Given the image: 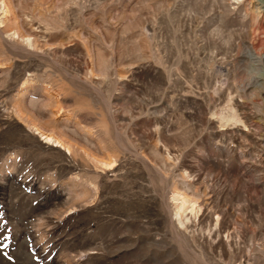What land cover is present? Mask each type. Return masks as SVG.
I'll use <instances>...</instances> for the list:
<instances>
[{
  "label": "rangeland",
  "instance_id": "374dc122",
  "mask_svg": "<svg viewBox=\"0 0 264 264\" xmlns=\"http://www.w3.org/2000/svg\"><path fill=\"white\" fill-rule=\"evenodd\" d=\"M0 5V264H264V0Z\"/></svg>",
  "mask_w": 264,
  "mask_h": 264
},
{
  "label": "bare ground",
  "instance_id": "6f19581e",
  "mask_svg": "<svg viewBox=\"0 0 264 264\" xmlns=\"http://www.w3.org/2000/svg\"><path fill=\"white\" fill-rule=\"evenodd\" d=\"M0 10H2V11L4 10V8H3V6H2V5H0ZM45 139H46V140H48V141H53V142H55V143H56V145H57V144H59V142H58V141H55V140H54L53 138H51V137H48V138L46 137Z\"/></svg>",
  "mask_w": 264,
  "mask_h": 264
}]
</instances>
